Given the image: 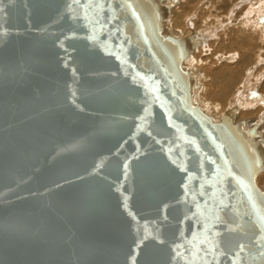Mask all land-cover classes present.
<instances>
[{
  "label": "water",
  "instance_id": "1",
  "mask_svg": "<svg viewBox=\"0 0 264 264\" xmlns=\"http://www.w3.org/2000/svg\"><path fill=\"white\" fill-rule=\"evenodd\" d=\"M169 7L0 0V264H264V145L198 108Z\"/></svg>",
  "mask_w": 264,
  "mask_h": 264
},
{
  "label": "bare ground",
  "instance_id": "2",
  "mask_svg": "<svg viewBox=\"0 0 264 264\" xmlns=\"http://www.w3.org/2000/svg\"><path fill=\"white\" fill-rule=\"evenodd\" d=\"M157 1H159L160 4H170V7L168 8L167 16L165 18H162L161 20V26H160L161 34L163 35L173 34L175 38H182L191 35L192 38L197 42V44L192 49H188L187 54L180 62V66L182 70H188L190 72V75L194 78V85L191 89L192 90L191 97L193 98L194 102L197 104L198 108H200L204 113L210 115L214 120H217L226 111L233 108L235 111L233 122L234 123L241 122L242 127L244 129L255 126V133L254 135L250 136V139L253 141H258L264 145V126H263L264 120L262 121L261 119L262 114L259 115L260 119L257 117L258 114L261 112V107L257 105L256 102H260L259 100L260 98L258 99L259 101L251 100L247 96L248 93L246 95L247 91H245V88L252 86V83L249 84L248 81L250 82V78H252L253 75V78L255 79L253 86L259 87L260 90L264 92V25L262 26V21L260 20V17L259 18L255 17L254 20L253 19L251 20L250 15L251 14L255 15V14L254 13L249 14V11L246 12L244 11L245 14L244 15L242 14L243 15L242 19L241 20L239 19L240 21L239 22L237 21V23L235 24L233 23L234 25L232 24L235 27L226 28L230 21L228 20L219 21V19L221 18L219 17V14L215 11L210 10V7L212 5L206 8V3H203L202 0H191L192 1L191 5H189L188 7H182L181 9L182 12H177L176 15H175V10L183 0H157ZM235 1L236 0H221V6H223L222 11L225 15V17L222 16L223 18H228L232 16V14H234L233 12L235 10V7L237 6L236 3L237 1L236 2ZM263 3L264 2L259 4V6L263 5ZM203 13L205 14L208 13V14L206 16ZM195 15L200 16V18L199 19L196 18L197 20H195L194 17ZM203 15L204 18H202ZM173 16L175 17L173 18ZM192 17L194 18V22L193 21L191 22ZM211 18H214L216 22H210L208 24H205L204 29L210 30L212 32L210 33V31L207 32L203 29L201 30L202 38L200 36H197L193 28L195 26L196 27L199 26V23L200 25L201 24L203 25L204 23H206V20ZM201 19H204L205 22L202 23ZM168 20L170 21L173 20L171 23L173 28L167 26ZM247 21H249L248 24ZM184 24L186 26V31L181 33L180 27L184 26ZM236 24L239 25L236 26ZM218 28H221V30L219 29L220 33L217 31ZM233 35L237 36L236 41L242 45L239 47V49L236 48L232 50L231 48L232 46H231L230 37H233ZM198 37H200L202 41ZM225 37L229 38V41H223V39L225 40ZM210 38H214L212 40L218 39L219 41H223L224 43L223 45H221L223 48H220L219 50L217 49L214 50V45L210 46L212 48L210 52L208 50V47L204 46V49L206 50L205 55H209L212 59L211 64L208 65V68H210L209 70L212 69L211 67L212 64H216L218 67L213 74V80L215 81V84L218 87L216 90L213 91V93L210 90H208L209 94L206 93L205 95L212 94V98L210 99L207 97V99L210 100L206 102V98L203 99L205 95H203V98H201L202 97L201 95L203 94V89L201 88H203L202 87L203 85H201L202 83L200 82V79L204 81L203 78L204 76L199 71L197 72V70H195L192 67V65L193 63L195 64L196 62L195 60L196 53L202 47L200 46V43L205 42ZM199 62L200 61L197 60V63ZM204 65L206 66L205 63ZM249 65L251 66L248 67ZM254 71L255 73H253ZM210 84L212 85L213 83ZM208 86L210 87L209 84ZM262 100H263L262 103H264V97ZM227 103L229 105H226ZM209 108L216 110V113L213 115L207 112ZM262 118L264 119V117ZM261 123L263 125H261ZM263 170L264 168L261 170H257L254 174V177L257 173L259 172L261 173V171ZM254 183H255V179H254ZM260 190H264V189H260ZM260 209L264 211L263 207H260Z\"/></svg>",
  "mask_w": 264,
  "mask_h": 264
},
{
  "label": "rangeland",
  "instance_id": "3",
  "mask_svg": "<svg viewBox=\"0 0 264 264\" xmlns=\"http://www.w3.org/2000/svg\"><path fill=\"white\" fill-rule=\"evenodd\" d=\"M185 1H187V2H185ZM203 1V3H206V8L207 7H210L211 5V7H210V10L211 11H215V12H217L218 14H219V17H221L220 19H219V21L221 20V21H226V20H228V21H230L229 22V24H228V26L226 27V28H230V27H235V26H233L235 23H237V21L239 22L241 19H242V17H243V15L245 14V12L246 11H249V14L250 13H254L255 15H253V14H251L250 15V19L252 20H254V18L256 17V18H259L260 17V20L262 21V26L264 25V3H263V5H260L259 6V4H261L262 2H264V0H236L235 2L237 3V6L235 7V10H234V14H235V16H234V14H232V16H230V17H228V18H223V17H225V15H224V13H223V11H222V7L223 6H221V0H202ZM240 1V2H239ZM177 3V2H176ZM191 3H192V1L191 0H183L178 6H177V9L175 10V15L177 14V12H182V7H188L189 5H191ZM209 5V6H208ZM215 6V7H214ZM252 6V7H251ZM248 7H249V9H248ZM251 7V8H250ZM263 7V8H262ZM215 8V9H214ZM246 9V10H245ZM245 11V12H244ZM173 12H174V10H173ZM172 12V13H173ZM244 12V13H243ZM204 15H206L207 16V14L208 13H203ZM243 14V15H242ZM247 14H248V12H247ZM204 15H203V17L202 18H204ZM242 15V16H241ZM260 15V16H259ZM197 16V17H196ZM205 16V17H206ZM223 16V17H222ZM241 16V17H240ZM253 16V17H252ZM175 16H173V18H174ZM195 17V20H197L196 18H200V16H198V15H195L194 16ZM240 17V18H239ZM184 18V17H183ZM230 18V19H229ZM238 18V19H237ZM233 19V20H232ZM235 19H236V21H235ZM240 19V20H239ZM263 19V20H262ZM172 21L173 20H168L167 22V26L168 27H171V28H173V26H172ZM175 21V20H174ZM186 21H188V20H186ZM194 22V18L192 17L191 18V22ZM218 21V22H219ZM201 22L203 23V22H205L204 21V19H201ZM210 22H216V20L214 19V18H211V19H208V20H206V23H204L203 25L201 24L200 25V23H199V26H195L193 29L195 30V33H196V35L197 36H200L201 38H202V33H201V30H203L204 29V27H205V24H208V23H210ZM248 22L249 21H247V24H248ZM170 23V24H169ZM185 23H187V22H185ZM234 23V24H233ZM233 24V25H232ZM239 25V24H238ZM237 24H236V26H238ZM180 29H181V33H183V32H185L186 31V26H185V24H184V26H181L180 27ZM221 30V28H218V32L220 33V30ZM189 30V29H188ZM205 30V29H204ZM205 31H207V32H209L210 30H205ZM212 31H210V33H211ZM188 33H189V31H188ZM235 36V37H234ZM200 37H198L201 41H202V39L200 38ZM216 38V37H215ZM212 39H214V38H210V39H208L207 41H205V42H201L200 43V46H202L201 47V49L196 53V55H195V60H196V62H195V64L193 63V65H192V67L195 69V70H197V72L199 71L200 73H202L203 74V78H204V81L202 80V79H200V82L202 83L201 85H203L202 87L203 88H201V89H203V94L201 95L202 97L201 98H203V95H205L206 93H208V90H210L212 93H213V91L214 90H216L217 89V85L215 84V81L213 80V74H214V71H216V69L218 68L217 67V65L216 64H212L211 65V67H212V69L211 70H209L210 68H208V65L209 64H211V62H212V59H211V57L209 56V55H205V53H206V50L204 49V46H206V47H208V50H209V52L212 50V48L210 47V46H212V45H214V50L215 49H217V50H219L220 48H223L221 45H223V41H229V38H226L225 37V40L223 39V41H219L218 39H215V40H212ZM230 39H231V48H232V50L233 49H236V48H238L239 49V47L240 46H242L240 43H238L236 40H237V36L236 35H233V37H230ZM209 41V42H208ZM214 41H216V42H214ZM214 43V44H213ZM236 43H238V44H236ZM201 44H203V45H201ZM235 45V46H234ZM234 46V47H233ZM205 47V48H206ZM204 49V50H203ZM202 51V52H201ZM204 51V52H203ZM208 52V51H207ZM208 52V53H209ZM202 53V54H201ZM199 57V58H198ZM209 57V58H208ZM208 59V60H207ZM197 60L198 61H200L199 63H197ZM207 62V63H206ZM210 62V63H209ZM187 63V62H186ZM204 63L206 64V66L204 65ZM199 64V65H198ZM201 66V67H200ZM251 65H249L248 67H250ZM252 66H253V64H252ZM196 67V68H195ZM204 67H205V69H204ZM254 70H255V68H254ZM253 73H255V71L253 72ZM208 77V78H207ZM205 78H207V79H205ZM252 80V81H251ZM213 81V82H212ZM204 82V83H203ZM255 82V79L253 78V75H252V78H250V82L248 81V83L250 84V83H252V86L251 87H247V88H245V91H247L246 92V95H247V93H248V97H249V99H251V100H254V101H259L260 100V102H256V104L257 105H259L260 107H261V112L258 114V118H259V115L260 114H262L261 116L262 117H264L263 115H264V103H262V99H263V97H264V92H262L261 90H260V88L259 87H254L253 86V83ZM210 83H213L212 85L210 84ZM208 84L210 85V87L208 86ZM215 87H214V86ZM208 86V87H207ZM207 88V89H206ZM259 88V89H258ZM212 89V90H211ZM204 90H205V92H204ZM249 91V92H248ZM251 91V92H250ZM201 92V91H200ZM252 93V94H251ZM257 93V94H256ZM209 94V93H208ZM205 95V97L203 98V99H205L206 98V102L207 101H209L211 98H212V94L211 95ZM245 95V96H246ZM257 95V96H256ZM207 97L208 98H210V99H207ZM260 98V99H259ZM259 99V100H258ZM226 105H229L228 103L226 104ZM256 105V106H257ZM207 112H209V113H211V114H215L216 113V110H213L212 108H209V110H207ZM263 112V113H262ZM256 117V118H257ZM261 117V119H262V121L264 120L263 118ZM257 118V119H258ZM260 119V118H259ZM258 119V120H259ZM261 125H263L262 123H261ZM264 126V125H263ZM254 179H255V184H256V186L257 187H259L260 189H264V170L263 171H261V173L259 172V173H257L256 175H255V177H254Z\"/></svg>",
  "mask_w": 264,
  "mask_h": 264
}]
</instances>
